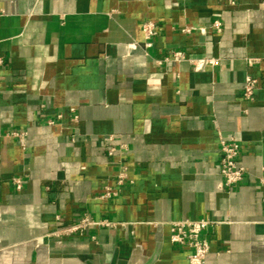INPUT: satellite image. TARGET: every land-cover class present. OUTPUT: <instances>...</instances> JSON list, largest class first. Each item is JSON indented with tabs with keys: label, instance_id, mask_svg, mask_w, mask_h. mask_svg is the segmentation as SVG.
<instances>
[{
	"label": "crops",
	"instance_id": "1",
	"mask_svg": "<svg viewBox=\"0 0 264 264\" xmlns=\"http://www.w3.org/2000/svg\"><path fill=\"white\" fill-rule=\"evenodd\" d=\"M227 1L0 0V264H187L182 219L215 223L205 264H264V61L246 65L264 59V0ZM221 139L246 173L222 190ZM122 167L133 184L99 201ZM83 215L123 226L52 235Z\"/></svg>",
	"mask_w": 264,
	"mask_h": 264
},
{
	"label": "built area",
	"instance_id": "2",
	"mask_svg": "<svg viewBox=\"0 0 264 264\" xmlns=\"http://www.w3.org/2000/svg\"><path fill=\"white\" fill-rule=\"evenodd\" d=\"M173 7H178L179 0H170ZM229 5H233V0L227 1ZM214 29L219 32L220 24L214 23ZM195 29L185 28L182 33L190 35ZM140 33L142 35V46L144 49L151 47V41L156 36V26L150 21H145L140 26ZM199 33L204 34L205 30L200 29ZM136 45V43H134ZM170 61L175 64L182 62H188L192 65L193 70L199 71L205 65H215L214 60L202 59L193 60L188 52H173L170 56ZM264 59H247L246 65L248 68H252ZM258 89V82L256 79L246 76L244 84L241 88V98L243 101H252L254 95ZM61 118L60 115L57 117ZM76 120V118H74ZM49 125H52V121H48ZM24 133L12 132L9 136L15 138L20 147L24 149ZM219 169L222 177V182L219 184V189L231 188L245 179V170L237 163L241 149L240 145L233 139H221L219 141ZM11 184L15 189L20 190L23 182L20 179H12ZM133 184V180L129 175V169L122 167L110 180H107L101 191L98 193L97 199L102 202H108L116 198L123 187ZM259 185L264 189V177L259 179ZM264 202V198H262ZM215 225L214 222L208 219L190 220L182 219L172 221L168 223L169 227V241L171 245L186 249L188 251L187 264H205L206 256L209 252V241L207 239V233L210 228ZM123 226L120 223L111 222L107 219L94 220L83 215L79 220L70 226L55 231L52 235L57 238H70V237H82L86 234L87 230L92 228H107L115 229Z\"/></svg>",
	"mask_w": 264,
	"mask_h": 264
},
{
	"label": "water",
	"instance_id": "3",
	"mask_svg": "<svg viewBox=\"0 0 264 264\" xmlns=\"http://www.w3.org/2000/svg\"><path fill=\"white\" fill-rule=\"evenodd\" d=\"M110 264H126V263L125 262H119L114 257Z\"/></svg>",
	"mask_w": 264,
	"mask_h": 264
}]
</instances>
